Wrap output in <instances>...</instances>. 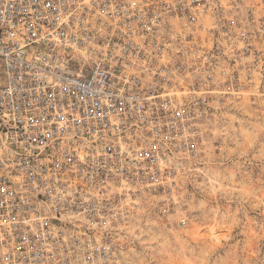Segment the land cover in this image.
Returning <instances> with one entry per match:
<instances>
[{
    "label": "built area",
    "instance_id": "2783aa9c",
    "mask_svg": "<svg viewBox=\"0 0 264 264\" xmlns=\"http://www.w3.org/2000/svg\"><path fill=\"white\" fill-rule=\"evenodd\" d=\"M206 0H0V264H115L143 191L238 84L177 55ZM186 217L181 218L185 225Z\"/></svg>",
    "mask_w": 264,
    "mask_h": 264
},
{
    "label": "rangeland",
    "instance_id": "374dc122",
    "mask_svg": "<svg viewBox=\"0 0 264 264\" xmlns=\"http://www.w3.org/2000/svg\"><path fill=\"white\" fill-rule=\"evenodd\" d=\"M168 30L182 60L212 62L220 88L223 67L239 81L178 155L177 187L136 195L115 264H264V0H206Z\"/></svg>",
    "mask_w": 264,
    "mask_h": 264
}]
</instances>
